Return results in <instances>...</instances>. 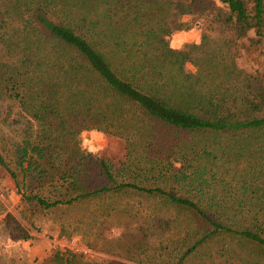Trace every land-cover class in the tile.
Instances as JSON below:
<instances>
[{"label":"trees","instance_id":"obj_1","mask_svg":"<svg viewBox=\"0 0 264 264\" xmlns=\"http://www.w3.org/2000/svg\"><path fill=\"white\" fill-rule=\"evenodd\" d=\"M0 168L24 206L97 200L126 260L264 264V0H0Z\"/></svg>","mask_w":264,"mask_h":264},{"label":"rangeland","instance_id":"obj_2","mask_svg":"<svg viewBox=\"0 0 264 264\" xmlns=\"http://www.w3.org/2000/svg\"><path fill=\"white\" fill-rule=\"evenodd\" d=\"M199 42V31L192 29L174 33L169 38L173 49H180L187 43ZM187 70H192L190 66ZM81 147L93 156L109 161L118 167L124 157V145L111 135L96 131L80 136ZM140 200L143 198L139 197ZM153 208V202L144 203ZM166 215L174 216L170 211ZM116 221L106 222L99 212L97 200L85 201L77 205L40 210L34 206H24L8 175L0 168V259L2 264L42 263L54 250L84 252L91 258L115 261L124 264H138L123 257L127 256L124 246L116 239L123 238V229L114 228ZM27 235L31 239L24 241ZM124 241V240H123ZM91 246L90 249L88 246Z\"/></svg>","mask_w":264,"mask_h":264}]
</instances>
